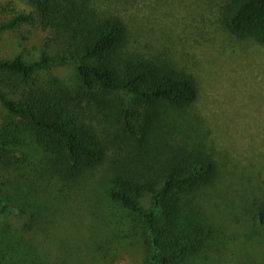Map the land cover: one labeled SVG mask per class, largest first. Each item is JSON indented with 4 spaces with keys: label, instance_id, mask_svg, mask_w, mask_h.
I'll return each instance as SVG.
<instances>
[{
    "label": "rangeland",
    "instance_id": "obj_1",
    "mask_svg": "<svg viewBox=\"0 0 264 264\" xmlns=\"http://www.w3.org/2000/svg\"><path fill=\"white\" fill-rule=\"evenodd\" d=\"M78 2L121 18L129 52L195 83L197 100L184 108L160 103L150 109L119 96L145 114L138 127L151 136V145L217 164L215 178L192 198L177 195L206 224L190 235L197 250L181 264H264V228L256 217L264 206V45L227 29L228 0ZM21 13L35 21L0 28V61L19 54L30 62L43 54L59 58L66 46L49 42L34 0H0V25ZM77 77L73 63L39 75L62 88L74 87ZM52 163L21 119L0 104V200L8 206L5 216L0 203V264H145L153 249L144 223L112 199L111 189L133 187L147 209L151 193L114 170L65 180ZM161 225L177 238L172 213L162 215Z\"/></svg>",
    "mask_w": 264,
    "mask_h": 264
},
{
    "label": "trees",
    "instance_id": "obj_2",
    "mask_svg": "<svg viewBox=\"0 0 264 264\" xmlns=\"http://www.w3.org/2000/svg\"><path fill=\"white\" fill-rule=\"evenodd\" d=\"M78 1L34 0L49 42L66 47L59 58L43 54L30 62L19 54L0 61L5 86L0 88V104L20 118L24 128L53 156L55 172L63 179L73 180L88 171L104 175L114 170L120 177L126 175L132 185L148 190V209L134 188L124 184L112 188L111 197L144 223L153 249L145 264H181L197 250L190 235L199 228L205 230L206 224L192 206L186 215L187 207L177 195L185 192L187 198L184 195L206 187L216 176L217 164L212 159H194L165 144L151 145V136L138 127L145 114L119 96H132L150 109L160 103L184 108L197 100L195 83L189 76L129 52L124 21ZM223 16L232 34L264 45V0H228ZM34 21L33 15L21 13L0 28L13 29ZM58 63L74 64L78 76L74 87L40 81V73ZM0 203L6 216L8 206L2 200ZM166 211L174 215L177 238L168 237L162 228ZM256 217L264 228V206Z\"/></svg>",
    "mask_w": 264,
    "mask_h": 264
}]
</instances>
